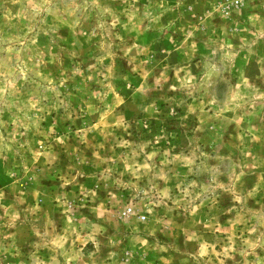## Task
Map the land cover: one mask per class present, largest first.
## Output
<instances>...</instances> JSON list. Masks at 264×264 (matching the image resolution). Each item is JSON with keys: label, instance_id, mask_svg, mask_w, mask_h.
I'll return each mask as SVG.
<instances>
[{"label": "rangeland", "instance_id": "rangeland-1", "mask_svg": "<svg viewBox=\"0 0 264 264\" xmlns=\"http://www.w3.org/2000/svg\"><path fill=\"white\" fill-rule=\"evenodd\" d=\"M0 264H264V0H0Z\"/></svg>", "mask_w": 264, "mask_h": 264}, {"label": "built area", "instance_id": "built-area-1", "mask_svg": "<svg viewBox=\"0 0 264 264\" xmlns=\"http://www.w3.org/2000/svg\"><path fill=\"white\" fill-rule=\"evenodd\" d=\"M128 211H130V209H128ZM143 217V216H142Z\"/></svg>", "mask_w": 264, "mask_h": 264}, {"label": "crops", "instance_id": "crops-1", "mask_svg": "<svg viewBox=\"0 0 264 264\" xmlns=\"http://www.w3.org/2000/svg\"><path fill=\"white\" fill-rule=\"evenodd\" d=\"M79 188H80V187H79ZM79 188H78V189H79Z\"/></svg>", "mask_w": 264, "mask_h": 264}]
</instances>
